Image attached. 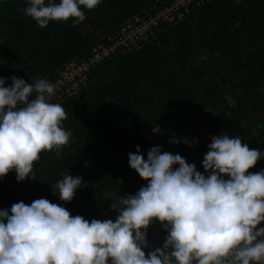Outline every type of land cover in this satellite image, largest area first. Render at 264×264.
Wrapping results in <instances>:
<instances>
[{"label": "trees", "instance_id": "1", "mask_svg": "<svg viewBox=\"0 0 264 264\" xmlns=\"http://www.w3.org/2000/svg\"><path fill=\"white\" fill-rule=\"evenodd\" d=\"M164 1L101 0L92 9L81 6L85 19L75 26L69 18L41 28L21 11L25 0H0V76L53 83L67 62L88 53L100 37ZM260 88L264 0H209L138 49L111 54L76 93L49 99L66 113L62 125L71 132L69 141L59 154L39 153L33 178L18 182L14 171L5 174L0 208L45 198L89 221L114 219L110 203L146 184L127 163V153L137 145L145 158L151 146L160 145L162 152L180 154L201 172L212 135L191 145L200 130L239 136L250 149H264V98L251 101ZM261 168L264 158L247 171ZM65 172L81 177L70 201L51 191V183ZM165 235L160 222L150 224L145 255L161 246Z\"/></svg>", "mask_w": 264, "mask_h": 264}, {"label": "clouds", "instance_id": "2", "mask_svg": "<svg viewBox=\"0 0 264 264\" xmlns=\"http://www.w3.org/2000/svg\"><path fill=\"white\" fill-rule=\"evenodd\" d=\"M100 2L25 0L21 11L41 28L69 18L75 26L85 19L81 6ZM54 90L44 78L26 83L0 76V179L9 171L18 182L33 178L39 153L59 154L68 143L66 113L49 100ZM206 147L201 172L160 145L151 146L146 158L135 146L127 163L146 184L110 203L114 219L89 221L45 198L0 208V264H264V168L247 171L264 158V149L221 133ZM79 186L81 177L65 172L51 191L70 201ZM154 221L166 235L145 255Z\"/></svg>", "mask_w": 264, "mask_h": 264}, {"label": "built area", "instance_id": "3", "mask_svg": "<svg viewBox=\"0 0 264 264\" xmlns=\"http://www.w3.org/2000/svg\"><path fill=\"white\" fill-rule=\"evenodd\" d=\"M209 0H166L153 2L126 19L110 34L100 38L89 52L67 62L60 70L57 92L51 97L72 95L89 80V73L109 56L130 53L155 38L184 16L202 7ZM54 83V82H53ZM52 83V84H53ZM75 84V90L64 92L66 86ZM65 86V88H63ZM264 224V221L260 222ZM259 226V225H258Z\"/></svg>", "mask_w": 264, "mask_h": 264}, {"label": "rangeland", "instance_id": "4", "mask_svg": "<svg viewBox=\"0 0 264 264\" xmlns=\"http://www.w3.org/2000/svg\"><path fill=\"white\" fill-rule=\"evenodd\" d=\"M117 28V27H116ZM115 28V29H116ZM93 74V71L92 72H90L89 73V75L88 76H91ZM57 84H59V80L58 81H54V83H53V86H54V93H56L57 92ZM67 87V89H65L64 90V92H67V90H69V91H72V90H75V87H76V85L75 84H73V85H69V86H66ZM63 88H65V86L63 87ZM52 97H50L49 99H51ZM264 98V88H260V89H258L256 92H254L253 93V96H252V99H251V101L253 102V104H255V103H257V101L258 100H261V99H263ZM229 101H232V98L230 97V96H228V98H227ZM248 106L249 105H252V103H248L247 104ZM260 111H262V110H260ZM216 134H218V132H216ZM211 135H213V134H210V132H209V130H207V129H205V130H200V131H198L197 132V135H194L193 137H192V143H191V145H194L195 143H197L199 140H201V139H206V138H208V137H210ZM196 138V139H195ZM196 140V141H195Z\"/></svg>", "mask_w": 264, "mask_h": 264}]
</instances>
